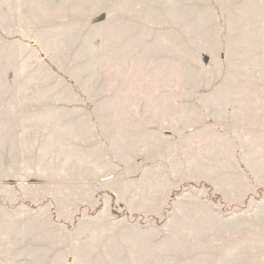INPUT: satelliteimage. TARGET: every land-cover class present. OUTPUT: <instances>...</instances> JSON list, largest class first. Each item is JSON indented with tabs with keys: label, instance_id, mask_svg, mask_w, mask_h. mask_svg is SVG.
I'll use <instances>...</instances> for the list:
<instances>
[{
	"label": "rangeland",
	"instance_id": "obj_1",
	"mask_svg": "<svg viewBox=\"0 0 264 264\" xmlns=\"http://www.w3.org/2000/svg\"><path fill=\"white\" fill-rule=\"evenodd\" d=\"M63 1L78 45H0V235L264 264V45H225L209 0Z\"/></svg>",
	"mask_w": 264,
	"mask_h": 264
},
{
	"label": "crops",
	"instance_id": "obj_2",
	"mask_svg": "<svg viewBox=\"0 0 264 264\" xmlns=\"http://www.w3.org/2000/svg\"><path fill=\"white\" fill-rule=\"evenodd\" d=\"M62 1L0 0V45H78V34L93 33L94 26L81 29L77 10L55 9ZM209 1L215 3L214 19L225 45H264V0ZM109 28V33L123 32L118 26ZM106 238L91 233L1 234L0 264H110L113 253L123 254V242L114 245Z\"/></svg>",
	"mask_w": 264,
	"mask_h": 264
}]
</instances>
